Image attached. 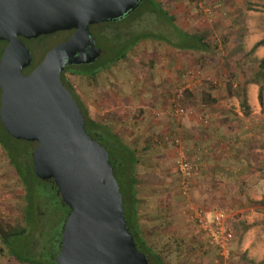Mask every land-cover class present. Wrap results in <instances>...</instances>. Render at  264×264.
I'll use <instances>...</instances> for the list:
<instances>
[{
    "label": "rangeland",
    "instance_id": "rangeland-1",
    "mask_svg": "<svg viewBox=\"0 0 264 264\" xmlns=\"http://www.w3.org/2000/svg\"><path fill=\"white\" fill-rule=\"evenodd\" d=\"M158 1L175 15L174 23L145 6L115 27L98 28L105 36L104 47L110 45L109 40L115 36L118 37V45L125 40L141 39L128 51L125 60L101 70L96 79L68 72L67 81L87 108L90 117L109 126L114 132H119L121 138L135 148L140 158L136 167L140 181L139 196L144 199L140 223L148 243L163 256L166 264H252L245 258L256 264H264V182L262 181L263 187L259 190L258 198L252 200L256 205H249L257 208V213L253 215L249 213L250 210L244 211L243 204L240 203L244 197H239V192H243L244 182L235 179L243 173L242 170L254 172L253 175L257 178H264V127H260L264 125V107L262 109L258 100V85L253 84L257 89L254 105L262 115L257 127L261 135L259 138L256 135V138L244 144L245 148L250 144V150H245L248 163L238 164L236 172L229 171L233 175L231 182H234L229 195L218 198L211 193L212 185L201 178V175L208 172L203 171L197 161L199 173L192 190L184 193L175 165V138L179 137L183 141V146L191 157L189 148L192 149L194 142L191 143L189 134L183 128L199 118L191 114L192 111H201L203 102H211L209 93L215 96L213 98L216 102L227 100L232 103L230 105L233 109L238 108L235 105L237 101L229 100L225 95L232 93L231 86L244 81L245 77L235 75L234 68L224 61L223 53L227 47L232 46L230 38L234 33L225 32L228 22L222 16L225 12L217 3L219 0ZM250 1L256 6L264 5V0ZM256 9L259 12L249 17L257 27L258 35L249 38L248 42L247 37L245 38V45L249 46L247 49L264 40V10ZM180 30L188 33L205 31L208 34L205 39L206 49L180 48L183 40ZM68 34V31H59L31 45L36 51L35 64ZM258 49L255 57L259 60L260 56H264V48L261 54H258ZM107 61L108 58H103L98 65L108 64ZM250 73L248 72L247 77H251ZM189 78L192 88L187 90L181 101L186 112L183 116H175L173 99L178 88ZM251 86L252 84L248 85V92ZM240 118L244 119L245 116ZM201 121L206 120L203 117ZM100 144L106 148L104 142L101 141ZM256 147L260 150L256 151ZM261 157L260 162L263 163L260 164L258 161ZM116 176L125 196L124 183L120 176ZM228 176L227 174L229 180ZM35 188L50 191L53 197L50 199L46 194L33 197V224L25 236L14 239L13 248L0 238V264H30L17 260L14 254L32 257L41 262L44 260V253L55 255L59 250L69 207L54 196L46 181H40ZM25 205V188L0 146V222L11 226H26ZM198 207L207 212H226V224L234 234L228 248L229 253L213 244L205 230L193 221L194 208ZM248 214L253 216L251 224L248 222ZM256 223L261 230L258 227L255 230L249 228V225Z\"/></svg>",
    "mask_w": 264,
    "mask_h": 264
},
{
    "label": "water",
    "instance_id": "water-1",
    "mask_svg": "<svg viewBox=\"0 0 264 264\" xmlns=\"http://www.w3.org/2000/svg\"><path fill=\"white\" fill-rule=\"evenodd\" d=\"M145 0H0V119L16 139L36 142V175L53 181L70 213L57 264H151L128 226L109 151L86 128L62 72L101 55L90 26L119 20ZM73 34L33 62L24 39Z\"/></svg>",
    "mask_w": 264,
    "mask_h": 264
},
{
    "label": "trees",
    "instance_id": "trees-1",
    "mask_svg": "<svg viewBox=\"0 0 264 264\" xmlns=\"http://www.w3.org/2000/svg\"><path fill=\"white\" fill-rule=\"evenodd\" d=\"M145 6L150 7L154 12L164 17L170 23H174L176 21L175 15L170 13L165 8L163 3L158 0H145L144 2H142L138 9L119 19L118 21L113 23L105 22L97 24L93 28L98 30V28H101L102 26L115 27L116 25L128 20L130 17L140 11V9L145 8ZM180 32L183 34L182 44L179 45L180 48H189L195 50L206 49L207 45L205 43V39L207 38L208 34L205 31L188 33L184 30H180ZM48 36L50 35H44L31 40L26 39L25 41L27 42L28 47L30 46L31 49L35 50V48H33V46L31 45H33L39 40L45 39V37ZM117 38L118 37L115 36L114 38L109 40L108 43L110 45L107 44L105 47V44H103L104 38H102L99 43V45L103 49L102 55H100V57L95 62L90 64L68 66L66 68V74L68 72H71L72 74L79 73L92 76L94 79H96L97 75L100 73L101 70L110 67L112 64L120 60H125L127 58L128 51L133 47L136 42L141 39V37H139L136 40H125L123 43H120V45H118L116 42ZM263 43L264 40H260L256 42L252 48L247 49L245 45L244 30L240 29L236 31V35L233 38V45L227 47L225 49V52L223 53L224 61L227 64H230L232 69L234 68L235 75L238 74V76L245 77L244 81H239L236 83H234L233 81L234 85L231 86V89H233L232 95L236 96L239 99L241 110L246 116L251 113V106L249 104L248 95V85H258V100L260 105L262 106V109L264 107V56L259 60L257 59V57H255V52ZM6 44V41H0V59ZM103 58H108L109 63H103L102 65H98L99 61H101V59ZM34 59H36V55L34 56ZM255 63H257V66H255ZM34 65H36L35 62ZM248 72H251V77H247ZM62 79L65 82V85L71 90L72 93H74L73 95L76 96V100L78 101L86 119L87 131L93 135L94 139H97L99 142L102 141L104 142V144H106V148L108 149L110 154L114 174L115 176H120L121 181L124 183L126 195L124 196L122 190L121 192L123 194L124 199L125 215L128 222V226L134 235L138 249L143 251L144 253H147L146 255H148L150 260L152 259L153 264L154 262H156L157 264H166L163 259V256L156 252L155 249L148 243L140 223V215L143 211L141 210V204H143L144 199L139 196L138 186L140 181L137 178L136 167L140 162V158L138 157L135 148L130 147V145H128L121 138L119 132H114L109 126L104 125L103 123H100L94 118L90 117L87 108L83 106V104L78 99L75 91L73 90L72 85L67 81V78L65 79L64 73L62 74ZM1 94L2 91L0 88V107ZM36 145V142H29L16 139L12 135H10L5 130L0 119V146L2 152L5 155L6 159H8L9 163L14 167L16 174L18 175L26 191L24 220L25 222H27V225L11 226L5 225L0 222V238L5 242V244L9 245L11 248H13L14 239L17 237L25 236V234H27L29 228L33 224V211L35 208V199L33 200V197L36 198L40 194H46L48 197H50V199L53 197V194L50 191L45 192L40 188H35V186H39L40 181H44L36 175L34 170L33 152ZM147 148L149 147L147 146ZM46 182L53 190L54 196L62 200L61 195L58 193V188L56 184L53 181ZM60 247L61 242L59 244L58 251H60ZM58 251L55 253V255H52L51 253H46V255H44V253L42 255L44 257V260L41 262L37 259L24 255L21 256L18 254H14V256L15 258H17V260L30 264H57L56 257L59 253ZM245 259L251 262L252 264H256L254 261H251L247 258Z\"/></svg>",
    "mask_w": 264,
    "mask_h": 264
},
{
    "label": "crops",
    "instance_id": "crops-1",
    "mask_svg": "<svg viewBox=\"0 0 264 264\" xmlns=\"http://www.w3.org/2000/svg\"><path fill=\"white\" fill-rule=\"evenodd\" d=\"M217 3L225 12L226 16L222 14L224 20L228 22L225 32L234 33L230 38L231 41H233L236 31L243 28L245 38L247 37L246 42L249 41V38L251 39L253 36L258 35V29L249 16L253 15L255 12H259L256 11V8L264 10V5L256 6L255 3H251L250 0H219ZM256 40H258V38H256ZM246 48H249V46L247 47L246 45ZM263 48L262 44L258 49V54L263 52ZM256 91V87L252 84L248 92L251 113L247 116L244 115L242 110L240 111L239 99L233 96L232 93H227L225 96L229 100H236L237 102L234 103L238 108L233 109L230 105L232 103H228L227 100H221L222 104L219 103V101L216 102V99L213 98L215 96L209 93L208 97L211 99V102L208 100L203 102V109H201V111H192L191 114L199 118L194 121V123H190L183 128L186 131L185 133L189 134L188 137L191 143L194 142L192 144V149L189 148L191 157H194V159H196L195 161L199 162L203 171L207 170L208 173L206 175H201V178H204L206 180L205 182L212 185L210 191H212L211 193L215 197L223 198L222 196L229 195V190L233 187L232 185L234 183L231 182L233 175L229 173L232 172V170L235 172L238 171L237 165L240 163L246 165L249 160L245 150H250V144L246 145L245 148V142L252 141V139L256 138V135L258 138L261 135V131H259L257 127L261 123L260 119L262 115L260 110L254 105L257 96ZM241 116H245V118L239 119ZM203 117L204 120H206L205 122L201 121ZM260 127L263 128L264 125ZM255 150H260V148L256 147ZM262 158L263 157L258 161L260 164L264 162ZM261 160L263 162H260ZM242 171L243 173H240L239 178H235L244 182L243 192H239V197H244L240 203L243 204L242 207H244V211L250 210L249 213H253L254 215V213H257L255 212L257 208L256 206L251 208L249 205H256L252 200L258 198L259 190L263 187L262 181L264 182V178L255 177V175H253L254 172ZM227 174L229 175V180L227 179ZM250 214L247 215L249 224L253 222V216ZM257 227L259 228L258 230H261L257 223L249 225L250 229L255 230Z\"/></svg>",
    "mask_w": 264,
    "mask_h": 264
},
{
    "label": "built area",
    "instance_id": "built-area-1",
    "mask_svg": "<svg viewBox=\"0 0 264 264\" xmlns=\"http://www.w3.org/2000/svg\"><path fill=\"white\" fill-rule=\"evenodd\" d=\"M192 78V77H191ZM191 78L186 79L184 84L178 88L175 98L173 99L175 116H183L186 112L181 105V101L187 92L192 88ZM177 146V155L175 159L176 168L180 174V187L184 193H189L192 190L194 180L196 179L200 167L199 164L192 159L185 147L183 141L175 138ZM226 212L223 210L206 211L200 207L194 208L192 215L193 221L205 230L206 234L211 238V242L229 253V245L233 239V230L226 224Z\"/></svg>",
    "mask_w": 264,
    "mask_h": 264
},
{
    "label": "flooded vegetation",
    "instance_id": "flooded-vegetation-1",
    "mask_svg": "<svg viewBox=\"0 0 264 264\" xmlns=\"http://www.w3.org/2000/svg\"><path fill=\"white\" fill-rule=\"evenodd\" d=\"M116 21H118V20H116ZM116 21H111V22H109V23H113V22H116ZM99 24H101V23H99ZM95 25H97V24H93V25H91L90 26V31H91V34H92V36L95 38V40H96V46L98 47V48H100L101 49V55H102V53H103V49H102V47L99 45V43H100V41H101V39L102 38H104L105 36L101 33V32H98L99 30H96V29H94L93 27L95 26ZM66 32V31H65ZM69 32V34L65 37V39L63 40V41H66L72 34H73V32H74V30H70V31H68ZM24 40H26V39H24ZM62 41V42H63ZM26 42V41H25ZM61 43V42H60ZM26 44H27V42H26ZM30 48V47H29ZM31 49V48H30ZM31 52H32V55H33V62H32V64H31V66L30 67H28V68H26L25 69V73H29L30 71H32L33 70V68H35L39 63H40V61L36 64V65H34V56H35V50H33V49H31ZM45 56V55H44ZM44 58V57H43ZM42 58V59H43ZM41 59V60H42ZM34 65V66H33ZM70 65H77V64H70ZM70 65H68V66H70ZM80 65H82V64H80ZM68 66H66L65 67V70L62 72V74L64 73V77H65V79H66V68L68 67ZM64 84H65V82H64ZM69 213H70V210H69Z\"/></svg>",
    "mask_w": 264,
    "mask_h": 264
}]
</instances>
